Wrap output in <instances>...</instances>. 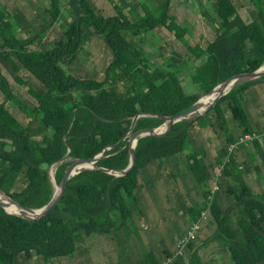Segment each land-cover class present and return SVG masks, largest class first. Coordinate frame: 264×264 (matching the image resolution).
I'll list each match as a JSON object with an SVG mask.
<instances>
[{
	"label": "trees",
	"instance_id": "obj_1",
	"mask_svg": "<svg viewBox=\"0 0 264 264\" xmlns=\"http://www.w3.org/2000/svg\"><path fill=\"white\" fill-rule=\"evenodd\" d=\"M142 1L144 15L137 20L117 5L115 16L104 17L82 2L85 12L73 13L53 42L44 39L52 20L47 25L36 14L0 8V63L33 103L27 106L0 71V142L10 136L18 143L14 155L1 157L0 191L17 204L42 209L55 194L49 169L60 185L76 160L103 154L96 169L69 179L46 216L28 220L0 206V264L34 256L46 262L69 258L78 253L83 233L115 236L132 220L141 181L172 165L185 167L193 180L188 178L200 186L201 200L189 205L181 199L186 204L179 212L189 221L183 233L180 225L173 232L179 235L175 247L170 240L163 242L160 255L149 251L138 264L169 259L168 264H203L201 243H219L223 264L264 263V194H256L252 183L264 176V112L256 118L257 112L246 105L248 93L264 76L237 83L204 115L175 123L166 135L139 137L136 164L122 174L131 163L130 133L161 128L217 85L264 65V0H248L253 7L248 20L237 0H206L204 16L217 32L211 42L188 46L197 65L193 81L203 90L191 95L177 73L156 65L137 45L150 31L163 29L183 42L190 30L173 16V0ZM48 2L60 5V0ZM88 33L110 52L102 79L82 64ZM252 94L257 98L256 91ZM7 102L15 105L13 111ZM246 135L262 137L240 144ZM195 222L200 231L175 257L178 241ZM203 229L209 237L199 235Z\"/></svg>",
	"mask_w": 264,
	"mask_h": 264
},
{
	"label": "rangeland",
	"instance_id": "obj_2",
	"mask_svg": "<svg viewBox=\"0 0 264 264\" xmlns=\"http://www.w3.org/2000/svg\"><path fill=\"white\" fill-rule=\"evenodd\" d=\"M15 1L16 0L9 1L8 7L10 8L11 4H14ZM237 1L239 2L240 7L242 6V8H239L242 16L247 20L250 19L253 14V7L251 3L248 0ZM2 2L4 1L0 0V8L3 7ZM24 2L28 5L26 4V11L23 12L36 14L34 17H37L38 15L40 23L49 25L50 20L53 21V27L48 31L49 35L46 33L44 38H49L50 42H53L55 39H59L61 37L65 28L64 26L70 23L73 13H75V15H82L85 12L82 2L85 6H89L92 12V8H94L96 12L100 13L104 17L116 15L114 5H117L121 9L125 10L131 20H137L139 17L144 15V11L140 7V4L143 2L142 0H60L59 7L50 5L48 0H23L22 3ZM204 3H206V0H173V16L178 23L186 26L191 32V34L184 38L183 42H178L174 34H170L163 29L150 31L143 38L137 40V45L144 51L145 55L152 62L168 69L171 72L177 73L185 92L189 95L201 93L203 90L193 81L197 74V65L194 62V57L188 50V46L194 47L197 43L203 45L206 41L211 42L214 40L217 32V26L211 23L204 16ZM29 4H31L32 8ZM35 9H37V12ZM10 11L14 13L13 9H10ZM28 16V19L31 17L34 18L33 15ZM34 22L35 21H33V23ZM21 32V29L17 31L19 36ZM84 50L85 53L83 54L82 60L83 66H86L88 70H90L89 72L91 74H95L99 79H102L103 71L110 61V52L105 48L99 38H96L89 33L86 36ZM0 71L9 82V85L14 93L21 98L27 106H32L33 103L27 94L26 88L20 87L15 83L12 74L2 63H0ZM241 82L244 81H240L238 83ZM219 86L220 85L214 87L211 92L219 88ZM253 91H256L257 98H254V95L252 94ZM209 95L206 94L203 97L207 98ZM0 101H4L1 94ZM246 105L248 108L254 109V111L258 112V114L264 112V82L255 86L248 93ZM7 106L11 111L15 109V105L12 102H7ZM250 113L252 114L251 120L254 122L255 117L252 111H250ZM132 136L133 134L130 133L128 135V139L130 140ZM130 144L133 145V142ZM17 150V141L13 137L4 136L0 142V167H4L5 165L1 158L3 157L2 155H5V158H8L6 155L8 156L10 154L12 156V154L14 155ZM184 169L185 167L172 165L171 167H168L166 171L161 173L162 175L160 174L159 178L151 181L152 189H150L148 193H144V197L139 200V204H137L134 208L135 213L132 220L128 222L129 226H132L131 224H133L136 228L138 223L141 221L140 219H151V221L147 222L146 226L153 229L154 241L158 243L160 241H169V238L173 236L172 232H175V229L178 228L182 219H186L182 216V213L179 212L180 206L186 204L183 203L184 201L188 202L190 205L191 200L194 202L197 198H199L198 192L200 190V186H198V184L194 181L195 185L190 181H183L186 177H190L193 180L192 176H188ZM49 174L56 192L59 185L55 182L54 170L52 168L49 169ZM263 179L264 176L263 178H260L259 183L261 184V187L255 186L254 188L256 194H260L261 188H264ZM252 183L254 182L252 181ZM190 189L194 192L190 191ZM0 194L5 197L2 193ZM192 196L196 197V199H193ZM178 198H180V201ZM182 198L185 199L183 202L181 201ZM9 200L14 203L11 199ZM144 201H147L148 206L142 204ZM19 213L22 216L24 215L31 218L30 215L24 214L21 211ZM10 214L14 215L15 213ZM141 222L143 224L144 220ZM78 259L79 257L77 260ZM220 259L221 258L219 257H212V260L207 258L204 264H223V261ZM70 261V263H72V259ZM15 264L28 263L22 262L21 259H18Z\"/></svg>",
	"mask_w": 264,
	"mask_h": 264
},
{
	"label": "crops",
	"instance_id": "obj_3",
	"mask_svg": "<svg viewBox=\"0 0 264 264\" xmlns=\"http://www.w3.org/2000/svg\"><path fill=\"white\" fill-rule=\"evenodd\" d=\"M3 7L7 10H15L18 9L22 13L26 14L23 11H26V2L22 3L23 0H16L14 4L12 3L10 8L8 7V2L13 0H2ZM21 1V2H20ZM28 5V4H27ZM31 7V4H29ZM256 113V112H255ZM256 118H258V112L255 114ZM151 173V172H150ZM149 173V175H150ZM146 176L144 180V184H142V191L140 192V197H138L137 201L134 202V208L139 204V200L144 197V193H148L150 189H152L151 181L156 178H159L160 175L153 172L150 176ZM253 185L260 186L259 180L257 178H253ZM183 181H190L195 185L191 179L186 177ZM193 185V187H194ZM192 191V189H190ZM194 192V191H192ZM199 198L196 201L201 200V191L199 190ZM260 194H264V188H261ZM196 199V197H193ZM191 198V199H192ZM192 202V201H191ZM141 204V203H140ZM142 204L148 206L147 201H144ZM139 220V219H138ZM144 220L143 224L140 221L136 228L133 224L132 226H123L120 232H118L113 237H102L100 235L87 233L86 235L83 233L81 236L83 240L79 243L78 253L73 257L61 258V259H53L51 261L46 262L38 256H34L32 260L27 261L28 264H138L139 261H142L143 258L148 254L149 251H155L156 254L160 255V247L162 246L163 241L159 243L154 241V232L153 229H150L147 225L148 221L151 219H140ZM186 221V222H185ZM189 219H184L180 222V230L182 233L185 231L186 227L185 223H188ZM173 235V232H172ZM201 237H207L209 233L203 229L199 234ZM174 236V237H173ZM173 236L169 238L171 241L172 249L175 247V242L179 238L178 233H175ZM209 237V236H208ZM169 241V242H170ZM205 243V241H204ZM166 244V243H165ZM203 243L199 244L198 248L201 249L202 263L204 264L207 258L212 260V257L218 258L220 257L219 250H224L219 243H210L206 246H202ZM128 254V255H127ZM79 259L77 260V258ZM227 257V255H224ZM72 259V263H70ZM22 262H25L22 260Z\"/></svg>",
	"mask_w": 264,
	"mask_h": 264
},
{
	"label": "water",
	"instance_id": "obj_4",
	"mask_svg": "<svg viewBox=\"0 0 264 264\" xmlns=\"http://www.w3.org/2000/svg\"><path fill=\"white\" fill-rule=\"evenodd\" d=\"M263 68H264V65L256 72L240 74V75L230 79L229 81L221 84L220 86L228 87L229 85H231V87H233L234 85H236L240 81L253 80V79L259 78L261 76H264ZM213 92H211V93H213ZM211 93H209V94H211ZM224 94L225 93L222 92L203 113L199 112L201 107H202V105L200 103L201 99L203 98L202 97L194 105H192L190 108L183 110V111L177 113L176 115H173V116L167 118L166 123L161 128L155 129V130H141V131L136 132L132 136V138L129 140V143L135 141V144H133V145L130 144V146H131V163L128 166V168L122 172V174H128L134 168V166L136 164L135 148L137 145V139L139 137L149 136V135L163 136V135L168 134V132L171 130L172 126L175 123H177L183 119H186L188 117L204 115ZM102 157H103V154L99 155L95 159H78V160H76L68 168V170L64 174L62 182L59 185V188H60L59 192H55L53 199L51 200V202L46 207L39 209V210H33V209L24 207V206L14 202L17 205V207L21 210V212H23L24 214L30 215L31 218H28L27 216H24V215L22 216V215L16 214V213L14 215L23 217V218L28 219V220H36V219H40V218L46 216L58 205V203L62 197L63 191H64L66 184L69 181V179L71 177L79 174L80 171H82V170L96 169V162ZM0 193H2V192L0 191ZM3 195L6 198L10 199L5 194H3ZM1 198H2V195L0 194V199ZM0 206L3 207L7 213L10 214V212L7 210L5 205L0 203ZM257 264H264V263H257Z\"/></svg>",
	"mask_w": 264,
	"mask_h": 264
},
{
	"label": "built area",
	"instance_id": "obj_5",
	"mask_svg": "<svg viewBox=\"0 0 264 264\" xmlns=\"http://www.w3.org/2000/svg\"><path fill=\"white\" fill-rule=\"evenodd\" d=\"M262 136H264V132H263ZM262 136L246 135L244 138L241 139L240 144L246 145V144L252 142L255 138L259 139ZM218 173H219V171H218ZM215 190H217V186H215ZM205 215L206 214L204 213V217H205ZM199 231H200V223L199 222L192 223V225L188 228L186 235L178 241V243H177V250L178 251H177L175 257H177L178 255H181L183 249L196 238ZM170 261H171V259H169L165 264H168Z\"/></svg>",
	"mask_w": 264,
	"mask_h": 264
},
{
	"label": "bare ground",
	"instance_id": "obj_6",
	"mask_svg": "<svg viewBox=\"0 0 264 264\" xmlns=\"http://www.w3.org/2000/svg\"><path fill=\"white\" fill-rule=\"evenodd\" d=\"M264 70V68H263ZM231 89V85H229L228 87H224V86H219V88H217L213 93H211L207 98H204L200 101L202 107L200 109V113H203L213 102L214 100L222 93V92H226L229 91ZM133 144H135V141H133ZM52 173V172H51ZM60 188L57 187L56 192H59ZM0 203L5 205L7 210L10 213H16V214H20L19 212L21 211L17 205L15 203L10 202V200L6 197H3L0 199Z\"/></svg>",
	"mask_w": 264,
	"mask_h": 264
}]
</instances>
